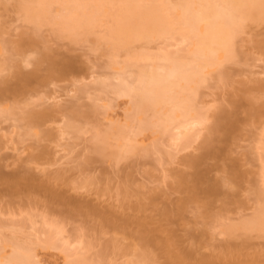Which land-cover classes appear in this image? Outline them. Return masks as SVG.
Wrapping results in <instances>:
<instances>
[{
  "label": "rangeland",
  "instance_id": "rangeland-1",
  "mask_svg": "<svg viewBox=\"0 0 264 264\" xmlns=\"http://www.w3.org/2000/svg\"><path fill=\"white\" fill-rule=\"evenodd\" d=\"M18 1L0 6L5 255L17 236L40 264H68L77 254L87 264H264V233H224L264 204V22H247L234 56L206 70L195 104L208 122L186 132V138L201 136L182 151L175 126L135 136L132 99L112 87L125 64L134 72L151 64L131 56L163 49L182 55L191 41L179 43L175 35L114 50L105 22L73 41L50 22H26ZM118 128L133 139L128 152ZM200 171L201 187L193 179ZM214 185L218 192L207 193ZM47 222L63 230L73 249L66 251L63 241L45 246Z\"/></svg>",
  "mask_w": 264,
  "mask_h": 264
},
{
  "label": "bare ground",
  "instance_id": "bare-ground-1",
  "mask_svg": "<svg viewBox=\"0 0 264 264\" xmlns=\"http://www.w3.org/2000/svg\"><path fill=\"white\" fill-rule=\"evenodd\" d=\"M2 2L0 0V6ZM17 7L26 22L37 27L50 22L58 27L61 37L73 41L92 33L99 23L105 22L108 24L106 43L114 50H128L136 42L151 44L175 35L180 36L179 43L191 41V46L182 55L163 49L157 54L144 51L146 53L131 56V60H148L151 64L136 72L131 70V65L125 64L115 73L119 83L112 87L117 96L132 99L133 118L138 121L135 136L155 126L164 131L175 126L173 140L182 151L201 136L186 138V132L196 125L206 126L208 122V116L200 113L195 104L198 86L206 79V70L220 67L234 56L235 39L245 31L247 22H264V0H19ZM166 106L171 109L163 113ZM149 112H152L151 117H148ZM218 128L219 123L211 130L217 132ZM118 135L126 140L121 146L123 151H130L133 139L123 128H118ZM105 136L98 139L105 141ZM199 163L194 160L191 165L198 167ZM0 178L9 180L5 176ZM193 179L201 187L205 183V174L196 172ZM206 192L214 194L218 190L214 185L208 186ZM180 206L184 207L182 203ZM47 225L45 246L55 247L57 241H63L65 250H71L72 245L64 240L63 230L50 223ZM238 229L264 233V204L253 218L240 225L226 226L224 233L232 234ZM144 241L146 244L157 242ZM9 242L13 251L9 256L5 255L8 245H2L0 264H40L33 249L17 236ZM166 247L169 248V244ZM77 255L68 264H87L84 255Z\"/></svg>",
  "mask_w": 264,
  "mask_h": 264
}]
</instances>
